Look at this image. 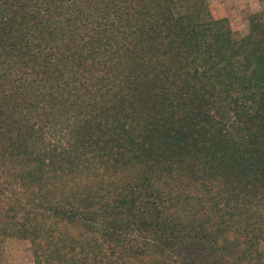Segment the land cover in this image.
<instances>
[{
	"label": "trees",
	"instance_id": "trees-1",
	"mask_svg": "<svg viewBox=\"0 0 264 264\" xmlns=\"http://www.w3.org/2000/svg\"><path fill=\"white\" fill-rule=\"evenodd\" d=\"M207 0H0V264H264V14Z\"/></svg>",
	"mask_w": 264,
	"mask_h": 264
},
{
	"label": "rangeland",
	"instance_id": "rangeland-1",
	"mask_svg": "<svg viewBox=\"0 0 264 264\" xmlns=\"http://www.w3.org/2000/svg\"><path fill=\"white\" fill-rule=\"evenodd\" d=\"M215 19H227L231 29L244 35L248 31V18L255 13L264 14V0H207ZM3 264H33L28 242L8 239L4 245Z\"/></svg>",
	"mask_w": 264,
	"mask_h": 264
}]
</instances>
